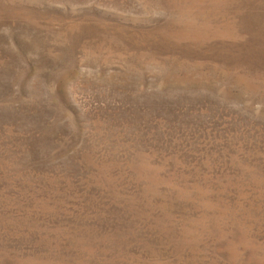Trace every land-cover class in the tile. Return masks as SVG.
Wrapping results in <instances>:
<instances>
[{"label": "rangeland", "instance_id": "374dc122", "mask_svg": "<svg viewBox=\"0 0 264 264\" xmlns=\"http://www.w3.org/2000/svg\"><path fill=\"white\" fill-rule=\"evenodd\" d=\"M0 264H264V0H0Z\"/></svg>", "mask_w": 264, "mask_h": 264}]
</instances>
